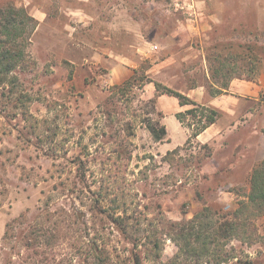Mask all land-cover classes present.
Listing matches in <instances>:
<instances>
[{
    "label": "rangeland",
    "instance_id": "1",
    "mask_svg": "<svg viewBox=\"0 0 264 264\" xmlns=\"http://www.w3.org/2000/svg\"><path fill=\"white\" fill-rule=\"evenodd\" d=\"M10 1L34 19L36 9L47 11L50 20L29 21L24 62L0 84V264H134L135 254L143 264H164L174 258L154 260L150 239L167 256L175 254V246L177 253L182 250L178 264H217L218 256L227 260L221 264H264V211L248 201V177L224 167L240 162L232 159L235 153L251 160L254 152L218 150L212 157L213 149L195 139L176 151L168 145L159 150L148 127L160 129L165 112L178 107V99L158 94L154 82L175 90L173 85L199 81L212 94L236 79H261L264 0H257L250 51L244 25L255 15L248 9L228 16L240 21L238 31L231 23L218 25L202 47L195 38L190 48L183 29L159 46L161 58L201 52L209 79L184 74L173 79L169 70L151 72L147 61L120 80L105 62L106 52L132 56L136 48L123 45L131 36L115 31L117 39L106 48L84 32L89 27L69 29L77 23L62 7L84 0H0V5ZM122 1L98 0V7L118 18L127 11L138 21L132 10L140 7L138 1ZM162 1L172 8L171 0ZM145 6L139 10L149 13ZM177 16L186 21L185 14ZM164 27L172 28L167 19ZM259 100V106L250 98L243 102L252 115L243 114L232 133L243 142L255 137V129L264 133V89ZM167 125L179 139L177 123L170 119ZM235 213L244 235L219 238L218 222ZM186 250L204 253L188 258Z\"/></svg>",
    "mask_w": 264,
    "mask_h": 264
},
{
    "label": "crops",
    "instance_id": "2",
    "mask_svg": "<svg viewBox=\"0 0 264 264\" xmlns=\"http://www.w3.org/2000/svg\"><path fill=\"white\" fill-rule=\"evenodd\" d=\"M84 1L85 2L75 7H62L71 21L77 23L76 26L70 27L69 29L76 31L77 29H87V27H89V29L84 32L93 33L95 37L100 40V44L98 42L97 45L102 44V46L104 45L106 48H108L117 37L115 31L125 32L131 36L132 41L127 42V44L123 43V45L136 48V51L133 49L134 54L132 56L123 53H114L113 51H111L112 53L106 52L105 62L111 64L109 68L115 73V78L117 80L131 74L133 69H136L139 64L147 61L153 64L151 72L155 73L156 71L169 70L170 76L173 79L179 78L182 74H184L187 79L197 78L199 75L209 79L211 72L207 66V58L204 55H200L199 53L201 52H192V54L190 53L189 55L183 56L167 55L161 58L159 46L162 45V42L165 40L173 38L176 33H180V30L183 29L185 31L187 44L188 41H191L189 45L190 48L193 49L195 47L193 44L195 38L201 41L202 47L204 41L211 40L212 34L218 25L231 23L233 24L234 31H238V25H241L240 21L239 23L236 20L233 21L228 16H236L240 15V13L247 14V12L251 10L254 12L255 19L253 23L252 20L249 19V23L247 22L244 25L245 30L249 32L250 36L248 39L249 51L252 43V30L254 34L257 33V16L259 13L257 0H242L244 1L243 3L241 0H188L180 4L176 3V0H171V9L164 6L162 0H151L147 3H144V0H137L140 7H132V10L137 11L138 21H135L133 14L127 11L122 12L120 15L122 18H118L119 16H112L108 12H105L106 14L104 15L103 12L99 10L98 0ZM86 2L89 4H86ZM122 2H124V0ZM127 4L123 3L124 6L129 7V4ZM146 4L149 7V13L139 10V8L146 7ZM87 5H90V10L84 8V6ZM243 5H245V9ZM246 9H248V11ZM178 12L185 14L186 21H182L178 18ZM33 16L41 25L50 20V14L42 9L33 11ZM166 19L170 21L172 25V28H168V30L164 27ZM96 23L98 27H96ZM135 24L137 25L135 26ZM147 26H149L150 29H145ZM71 35H73V33ZM240 45L241 44H235L234 46L240 47ZM199 61H201L202 66H195ZM184 62L188 64L189 62L193 63V66H184ZM124 63L129 64L131 68L122 65ZM173 88L196 103L211 106L220 112L221 116L217 122L195 138L197 143L207 145L213 149L212 157H216V151L218 150L227 152L229 150L236 151L242 148L254 152V157H252L251 160L245 155H236L235 153L232 155V159L240 160V162H228L225 163L226 166H224L228 171L240 169L249 180L254 168L264 160V133L260 129H255V137L245 142L241 140L240 136H236V134L232 133H234L236 129H239V123L243 117L242 115L246 114L247 116L251 114L248 113L249 110L245 107V104H243L247 98L253 99L257 106L262 105L257 102H260V92L264 89V73L257 82L243 79L233 80L229 84L227 90H223L222 94L215 96L207 90L203 82L199 81H197V83L195 82L194 85L186 87H175L173 85ZM174 101V103L178 104V107L171 112H165L162 120L163 125L166 127L168 138H166L167 140L165 142H156V145L159 146V150L167 145L170 146L169 149L171 151L177 150L182 148L190 138L189 128L176 118L177 113L184 111V106L181 107L177 102L178 100ZM170 119L174 120L179 126V130L182 133L179 139L175 140L169 132L167 122ZM231 134L232 136H230ZM240 145H242V147ZM242 159L244 162H242ZM176 249L177 247L175 246V254L178 251ZM160 254V259L163 261L169 260L175 256V254H173V256L165 255L163 249Z\"/></svg>",
    "mask_w": 264,
    "mask_h": 264
},
{
    "label": "trees",
    "instance_id": "3",
    "mask_svg": "<svg viewBox=\"0 0 264 264\" xmlns=\"http://www.w3.org/2000/svg\"><path fill=\"white\" fill-rule=\"evenodd\" d=\"M34 18L29 16L25 9L18 8L12 1L4 2L0 5V84L6 82L10 74H13L24 62L25 49L27 46L28 38L23 36L26 31L29 21L34 22ZM34 27L32 30L34 31ZM156 91L158 94L172 96L178 99V103L181 107L190 106L185 112H179L176 114V118L190 130V138L195 139L207 128L217 122L220 118V112L206 105H201L187 97L181 92L173 90L161 83L154 82ZM229 84L218 89L212 95H219L223 93V90H227ZM187 116H191L192 120L186 123ZM149 130L152 134L155 142H162L167 137V130L164 125L160 129H156L154 126L149 125ZM176 151V150H175ZM250 193L248 195L249 203L257 209L264 211V160L254 168L250 179ZM239 218L238 213L231 219L224 218L223 221L218 222V227L215 229V233L219 238L228 240L237 236L241 238L244 233H238L239 229L244 224H238L236 221ZM196 219V216H195ZM195 219L191 220V223ZM126 233V230L123 231ZM150 243L153 244L152 254L154 260L161 258L162 245L154 239H150ZM138 246V245H136ZM151 251V250H149ZM187 257H200L203 255V250H186ZM182 250L174 256L172 260L164 264H178V258L182 255ZM150 257V253L147 256ZM233 258V256H232ZM235 258V257H234ZM221 256L217 258V264L226 262ZM134 264H143L140 256L133 255ZM163 264V263H162Z\"/></svg>",
    "mask_w": 264,
    "mask_h": 264
},
{
    "label": "built area",
    "instance_id": "4",
    "mask_svg": "<svg viewBox=\"0 0 264 264\" xmlns=\"http://www.w3.org/2000/svg\"><path fill=\"white\" fill-rule=\"evenodd\" d=\"M184 1L187 2L188 0H176V3H179L180 4V3L184 2Z\"/></svg>",
    "mask_w": 264,
    "mask_h": 264
}]
</instances>
